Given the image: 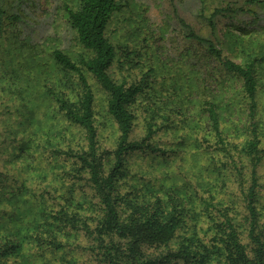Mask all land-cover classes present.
Listing matches in <instances>:
<instances>
[{
	"label": "trees",
	"instance_id": "1",
	"mask_svg": "<svg viewBox=\"0 0 264 264\" xmlns=\"http://www.w3.org/2000/svg\"><path fill=\"white\" fill-rule=\"evenodd\" d=\"M263 2L215 5L208 15L202 7L199 15L210 37L179 18L186 38L203 47L199 57L214 61L229 80L240 82L239 105L245 106L248 127L238 133L245 125L238 127L223 115L210 94L197 108L206 112L209 133L202 125L189 127L184 114L176 112L183 122L153 113L136 136L134 106L147 87L144 77L153 69L149 67L137 83L114 76L116 63L140 55L139 49L126 45L118 57L108 32L122 4H65L80 51H47L54 73L39 75L43 80L36 93L27 94L34 122L24 123L20 132L18 96L6 93L17 103L5 104L3 115L12 116L3 122L12 120L9 126H17L19 133L0 139V175L11 187L9 197L0 193V211L7 218L0 222V264H264V85L256 76L257 67L264 66V52H250L246 61L237 62L224 52L215 33L216 17L251 12L248 6ZM4 14L13 21L18 18L0 9V26ZM2 34L0 28V38ZM34 57L24 59L32 61L29 81L37 64ZM9 62L19 63V57ZM59 69L68 74L73 91H68V81L62 85ZM90 79L106 94L115 133L111 146L100 142ZM14 84L19 88V82ZM224 117L232 123L229 127ZM132 157L150 160L151 168L133 164ZM166 164L176 174L153 171Z\"/></svg>",
	"mask_w": 264,
	"mask_h": 264
},
{
	"label": "rangeland",
	"instance_id": "2",
	"mask_svg": "<svg viewBox=\"0 0 264 264\" xmlns=\"http://www.w3.org/2000/svg\"><path fill=\"white\" fill-rule=\"evenodd\" d=\"M78 0H0V9L17 15L16 20L3 17L2 38H0V139L5 134L12 136L23 129L24 123L32 124L33 114L28 108V93H36V86L43 79L39 75H53L54 71L49 68L51 64L47 51L53 47L66 50L71 55H76L80 47L74 39V32L66 20L64 5H74ZM122 9L115 14L109 24L108 32L113 38L118 57L123 56L122 52L127 45L129 50L139 49V57L130 56L128 61L116 63L113 68L116 78L125 79L128 84L140 82L143 73L151 67L153 70L144 78V91L138 95L134 110L137 111L135 134H140L141 126L146 118L151 115L165 114L172 115L174 119L179 113L186 117L189 127H201L209 133V123L206 112H197L200 100L205 96L216 103L223 115L232 117L243 132L248 127L245 106L239 105L240 82L229 80L220 71L212 60L201 58L203 47L193 40L186 38L187 30L179 22L182 18L188 23L196 33H202L205 37H210V33L204 28L205 19L199 15L200 9L205 7L206 15L213 6H225L229 3L231 7L243 5L244 0H119ZM251 12H236L215 18V33L222 42L224 52L237 62H244L247 55L264 52V2L253 6H248ZM204 22V23H203ZM35 49L34 52L32 50ZM39 53H37V50ZM201 55V57H199ZM19 57V63L9 62L11 57ZM34 57L37 60L36 66L31 70L32 79L29 81L28 62L24 59ZM7 59V60H6ZM140 60L138 66L134 62ZM195 63V67L193 65ZM7 65V68H6ZM196 72V69H198ZM58 76L65 85L68 74L62 69L57 70ZM202 76V79L199 77ZM256 76L264 85V66L257 67ZM125 77V78H124ZM197 80V82H196ZM94 91L95 121L100 131V142L103 145L111 146L115 133L110 125V119L106 110V94L96 83L90 79ZM19 82V88L14 83ZM56 81H54L55 83ZM197 88L192 89L191 84L195 83ZM43 83V82H42ZM71 82L68 81V91H73ZM203 85L207 89H203ZM59 87V84H57ZM75 87V86H74ZM77 89V86L75 87ZM189 88V89H188ZM58 90V89H55ZM207 92V93H205ZM6 93H16L19 101V132H15V127L6 120L12 116L10 113L3 115L6 105L17 103ZM25 97V98H24ZM28 100V101H27ZM27 101V103H26ZM232 101V103H231ZM260 117L264 122V96L260 102ZM196 110L193 111L192 108ZM11 109L14 107L11 106ZM179 109L180 111H177ZM161 113V114H160ZM39 115V114H38ZM34 117V116H33ZM181 117V115H180ZM181 119V118H180ZM179 122H183L180 120ZM225 119V127H229L231 122ZM157 120H161L158 118ZM25 128H27L25 126ZM9 130L8 133L5 131ZM13 132H10V131ZM30 131V128H29ZM15 132V133H14ZM170 138L172 136L170 135ZM33 139V138H32ZM34 140L32 142V145ZM36 144V142H35ZM32 156V155H31ZM30 156V157H31ZM33 157V156H32ZM31 157V159H32ZM30 159V160H31ZM132 163H138L151 168L150 160L131 158ZM135 167V166H134ZM132 166V169H136ZM155 173L169 172L170 176L176 174V169L172 165H165L155 170ZM0 193L7 198L10 195L11 187L8 182L3 181L0 175ZM2 179V180H1ZM45 182V181H44ZM264 193V191H262ZM264 197V196H263ZM264 202V200H263ZM0 208H3V201L0 199ZM9 214V213H8ZM7 214V215H8ZM1 219H7L6 214L0 211Z\"/></svg>",
	"mask_w": 264,
	"mask_h": 264
}]
</instances>
